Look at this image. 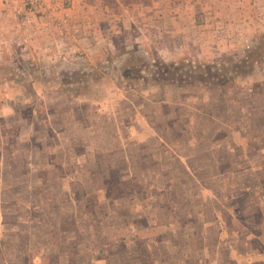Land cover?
<instances>
[{
    "label": "rangeland",
    "instance_id": "374dc122",
    "mask_svg": "<svg viewBox=\"0 0 264 264\" xmlns=\"http://www.w3.org/2000/svg\"><path fill=\"white\" fill-rule=\"evenodd\" d=\"M0 264H264V0H0Z\"/></svg>",
    "mask_w": 264,
    "mask_h": 264
},
{
    "label": "trees",
    "instance_id": "16d2710c",
    "mask_svg": "<svg viewBox=\"0 0 264 264\" xmlns=\"http://www.w3.org/2000/svg\"><path fill=\"white\" fill-rule=\"evenodd\" d=\"M255 55H256V53H253L252 56L248 57V58L245 60L244 63H248V62H250L251 59H252V57L255 56Z\"/></svg>",
    "mask_w": 264,
    "mask_h": 264
},
{
    "label": "crops",
    "instance_id": "0c3cea01",
    "mask_svg": "<svg viewBox=\"0 0 264 264\" xmlns=\"http://www.w3.org/2000/svg\"><path fill=\"white\" fill-rule=\"evenodd\" d=\"M117 1V0H116Z\"/></svg>",
    "mask_w": 264,
    "mask_h": 264
}]
</instances>
